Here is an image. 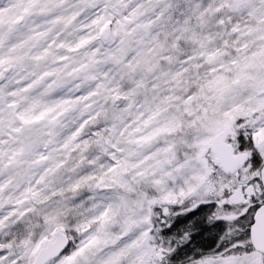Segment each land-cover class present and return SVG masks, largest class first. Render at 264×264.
<instances>
[{"label": "snow or ice", "instance_id": "obj_1", "mask_svg": "<svg viewBox=\"0 0 264 264\" xmlns=\"http://www.w3.org/2000/svg\"><path fill=\"white\" fill-rule=\"evenodd\" d=\"M0 264H264V0H0Z\"/></svg>", "mask_w": 264, "mask_h": 264}]
</instances>
